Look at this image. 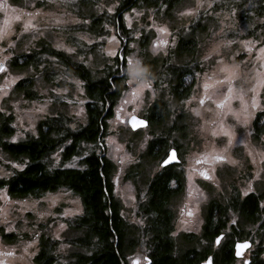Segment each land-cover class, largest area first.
I'll return each mask as SVG.
<instances>
[{
	"label": "rangeland",
	"instance_id": "obj_1",
	"mask_svg": "<svg viewBox=\"0 0 264 264\" xmlns=\"http://www.w3.org/2000/svg\"><path fill=\"white\" fill-rule=\"evenodd\" d=\"M86 1L87 3L83 0H0V34L6 32L4 38L0 39V63L6 68L5 72H0V109H3L0 113L3 116L12 117L9 127L13 129V134L6 140L17 142L33 134L36 135L40 121L49 115L62 113L70 116L72 127H78L87 121L85 105L87 97L83 81L73 74L64 62H60L56 55L46 52L44 48L65 52L74 60L83 62L97 77L106 72L104 68L107 65L115 64V58L121 51L123 40L117 33L115 25L105 21V31L100 35L87 30V25L93 14L103 15L115 12L121 0ZM209 4L212 6L211 0H204L203 7L188 14V9H196V0H185L182 6L172 10V15L166 17V7L157 14L153 7L139 1L138 5L124 13L125 25L132 30V39L128 43L129 50L125 58L139 59L144 67V48L141 42L144 36L148 41L146 52L152 57L168 56L176 47L179 37H185L191 32L190 26L193 19L200 12L210 8ZM109 8L112 11H108ZM208 12L212 16L206 24L208 29L197 32L202 39L199 42L200 51L198 52L201 69L197 72L196 84L189 98L179 102L175 100L170 93L169 77L165 72L157 77L159 81L147 75L146 79L150 87L141 88L135 98L132 96V88H135V85L130 88L124 80L123 90L115 104L114 113L108 119L107 135L103 138L104 152L115 165L112 179L115 196L122 205L121 213L133 227L143 228L145 219L138 212L144 198L140 199L138 187L141 186L142 191H146L143 188L146 177L161 169V161L166 155L161 160H158V157L156 160H151L148 156L144 159L142 157L153 135L169 129L170 142L177 144L171 147L179 148L178 156L181 159V165L177 169L184 179L182 192L174 196L169 203V207L174 212L172 236L180 251L187 248L184 243L185 234L201 236L207 207L212 199L218 198L217 189L226 185L227 180L228 184L235 186V192L240 191L242 195L248 192L264 193V161H261L259 157V153L264 152V134L256 137L253 125L258 113L264 110V84L257 83L256 76V72L259 71L256 67L259 64L258 56L262 55L258 53L257 48L263 39L262 37L257 39L240 37L249 25L234 22L232 18L235 15L234 9L226 7ZM28 13L33 15L30 16ZM181 13L185 14L181 15ZM16 15L20 16V20L14 19ZM26 22H31L35 28L25 29ZM161 28L166 31L161 32L159 30ZM233 29L237 30L239 35H230ZM161 40L167 43H159ZM224 41H232V43L225 46ZM58 44L64 47H57ZM216 44L220 45V55L213 54L205 60L204 56ZM246 44L250 51L246 50ZM68 48L74 51L69 53L66 50ZM35 49L41 51L38 66L25 65L23 59L16 61L18 54L32 52ZM109 51H115L116 55L110 56ZM221 58L229 64L244 61L247 65V67L245 64L241 65L239 76L232 81V95L241 88L248 89L253 84L257 86L256 109L250 106L253 93L250 92L244 97L250 113L247 125L238 122L234 115L241 112L242 106L239 99H231L226 101L223 107H217L223 96L228 94L227 82L223 86H215L214 90L209 89L211 99L205 100L204 104L199 103L200 97L205 95L203 84L207 81V77L222 79L224 75L217 72L219 67L217 61ZM124 60L126 64V59ZM254 68L255 71H249ZM45 69L54 72L53 79H47L48 71L46 72ZM158 70L161 71L160 68ZM29 76L34 80L32 89L38 94L33 98L28 97L26 92L20 91L17 87L21 79ZM77 81L80 83L77 84ZM207 82L211 83V81ZM160 99L167 102L170 107V117L158 125H147L148 127L140 128V130L131 129L128 124L130 116L137 114L147 117L154 103ZM128 100H132V103H128ZM41 107L44 110L37 111ZM193 109H196V112ZM197 112L199 115L196 114ZM217 113H227V115L217 116ZM1 124L0 117V130ZM174 124L176 128L173 130L171 128ZM213 131L217 133L216 136L212 135ZM13 137L16 139L13 140ZM229 138L232 139V144L225 152ZM248 151L253 153L255 165L251 163L252 158L247 156ZM214 155H224L237 160L238 164L215 161L212 159ZM60 156L59 151L52 155V165L60 163ZM197 160L201 163L197 164ZM139 162L142 167L141 176L136 174L130 176V169L137 166ZM70 164H78V159L76 158ZM11 167L21 168L22 165L0 146V179L11 174ZM202 172L206 173V176L201 175ZM216 173L218 177L220 176L219 179H224L223 183L222 180L221 183L216 181ZM215 184L220 187L216 188ZM172 186H177L176 182L173 181ZM249 188L251 191H248ZM48 194L53 197L59 194L56 204L53 205L50 198L42 199ZM227 194L222 197L223 202L230 197ZM0 206H5L9 210V223L0 225V260L5 261V264H37L35 259L44 234L58 241L56 246L58 259L55 264H77L75 254L78 250L84 249L72 243L73 238L80 233L72 229L67 218L83 212L80 196L63 187L56 191L45 192L40 196L30 195L18 198L12 196L6 186H0ZM76 208H79V212L63 215L66 209ZM189 212L192 215H188ZM231 216L228 219L229 224L231 222L236 224L237 219L234 215L231 214ZM61 224L65 227L60 228ZM4 228H10L13 231H3ZM3 232L15 234L16 239L7 240L3 237ZM33 240H35L34 244H32ZM26 244L31 245L28 249L29 253H32L31 256L24 253ZM201 245L200 241L197 246L201 247ZM6 251H12L14 255L5 256L3 253ZM126 257L127 264H133L134 260L139 261V264H147L148 259H144L148 257L147 248L138 245L129 251ZM233 264H243V262L234 261Z\"/></svg>",
	"mask_w": 264,
	"mask_h": 264
},
{
	"label": "trees",
	"instance_id": "obj_2",
	"mask_svg": "<svg viewBox=\"0 0 264 264\" xmlns=\"http://www.w3.org/2000/svg\"><path fill=\"white\" fill-rule=\"evenodd\" d=\"M83 1L87 3L86 0ZM139 1L153 7L157 14L166 7V17L172 15V10L185 2V0H121L115 12L93 14L87 30L100 35L104 33L107 21L115 25L117 33L123 39L115 64L107 65L102 76H95L83 62L74 60L63 51L44 47L46 52L56 55L60 62H64L68 69L83 81L88 116L84 124L72 127L70 116L62 113L49 115L40 121L36 135L12 142L6 140L13 134V129L9 127L12 117L0 113L2 118L0 146L22 165L21 168L11 167V174L0 179V186H6L10 194L18 198L40 196L63 187L81 197L83 212L67 218L72 229L80 233L73 238L72 243L84 249L78 250L75 254L77 264H127V253L138 245L147 248V264H200L211 252L215 236L226 225L228 219L226 205L223 206L212 199L205 215L204 233L199 237L195 234H185L184 243L187 248L180 251L172 236L174 212L169 203L174 196L182 192L184 179L178 169L171 165L161 167L155 174L146 177L143 185L145 192L141 186L138 187L140 199L144 198L138 212L145 219L143 228L133 227L121 213L122 205L115 196L112 179L115 165L104 152L103 138L107 135L108 119L113 115L115 104L123 90L125 73L121 69L126 67L124 59L129 50L128 43L132 39V30L125 25L124 13L138 5ZM211 2L210 8L200 12L193 19L191 32L185 37H179L176 47L168 56L152 57L146 52L148 46L146 37L141 40L147 75L158 80L157 77L161 73L168 74L169 90L177 102L189 98L194 90L196 75L201 69L198 52L202 39L197 32L208 29L206 24L212 18L209 10L226 7L234 9L235 15L232 16L234 22L249 25L240 37L256 39L262 37L264 41V0H211ZM237 32L233 29L230 35L237 36L239 35ZM40 53L41 51L37 49L28 53L23 52L17 55L16 61L23 59L25 65L32 64L36 67L41 60ZM45 70L48 71L47 79H53L54 72ZM33 84L34 80L29 76L21 79L17 87L20 91L26 92L28 97L33 98L38 95L32 89ZM170 115L171 109L167 102L157 100L147 114L148 126L158 125ZM253 125L256 137L264 134V110L258 113ZM175 128L176 124L171 129ZM171 146L177 144L170 142V131L164 129L162 133L154 134L150 139L142 159L148 156L151 160H156L157 157L161 160ZM58 151L61 155L60 163L52 165V155ZM76 158L78 164L71 165ZM141 168L139 162L130 169L129 175L141 176ZM173 181L177 186H172ZM263 199L264 193L251 194L244 199L235 193L229 202L231 210L239 211L237 215L241 224H253L252 227H257L254 231L260 244L254 264H264L260 257L263 251L261 242L264 239V207H259ZM2 235L9 241L16 239L13 233L3 232ZM205 239L209 242L208 246H203L204 244L201 247L197 246ZM57 243L56 239L44 234L36 255V263L55 264L58 259ZM222 258L226 261L233 259L230 247H225L220 259ZM218 264L224 263L218 259Z\"/></svg>",
	"mask_w": 264,
	"mask_h": 264
},
{
	"label": "snow or ice",
	"instance_id": "obj_3",
	"mask_svg": "<svg viewBox=\"0 0 264 264\" xmlns=\"http://www.w3.org/2000/svg\"><path fill=\"white\" fill-rule=\"evenodd\" d=\"M204 6V0H196V9H188L187 13L188 14H192L193 11H198L199 8ZM209 7H211V4L208 5ZM108 11H112L111 8L108 9ZM185 13H181V15H184ZM28 15H33L32 13H28ZM14 19L16 20H20V16L16 15L14 17ZM8 21H5V24L7 25ZM32 27L35 28V25L32 24L31 22H26L25 23V29ZM161 32L166 31V29H159ZM4 35H6V32H4V34H0V39L4 38ZM159 43L161 44H165L167 43V41H163L161 40ZM225 46L230 45L232 43V41H224L223 42ZM57 47H64L62 44H58ZM246 50H251L249 48V46L246 44L245 45ZM69 53L73 52L74 50L72 48H68L66 49ZM220 45L216 44L214 47L211 48V50L208 52L207 55L204 56V59L207 60L209 59L210 56H212L213 54L219 56L220 55ZM153 51L155 52V48L153 49ZM258 53L262 54L258 56L259 59V64L258 69L259 71L256 72V76H257V83L260 84H264V41H261L259 43V46L257 48ZM110 56L111 55H116L115 51H109L108 53ZM126 59V67H122V71L125 73V83L132 88L133 85H135V88H132V96L133 98H135L138 94H139V90L143 87H150V85L147 82L146 76H147V69L145 67L142 66V63L139 59H135L134 57H129V58H125ZM217 64L219 65L217 72L220 74H224L222 79L218 78V79H213L212 76L207 77V81H211V83L209 82H205L203 84V88L205 89V95L201 96L199 99V103L200 104H204L205 100H210L211 99V94L208 92L209 89H215V86H223L225 84V82H227V88H228V94L223 96V99H221L219 101V103L217 104V107H223L225 105L226 101H230L231 99H239L241 102V112L239 114H235L236 115V119L238 122H242L243 124L247 125L248 124V119L250 116V113L248 111V104L245 102L244 97L248 94V93H253V95L251 96V108L252 109H256L257 108V103H256V84H253L250 88L248 89H243L241 88L240 90H237L235 95H232L233 93V84L232 81L235 80L240 73V69H241V65L245 64L244 61H240L239 63L233 62L231 64L226 63L223 58H221L220 60L217 61ZM245 67H247V65L245 64ZM6 68L0 64V72H5ZM249 71H255L254 69H249ZM214 75H216L214 73ZM14 83V81H13ZM80 82L77 81V84H79ZM55 91H59V90H55ZM66 91V90H65ZM128 103H132V100H128ZM213 103H215V101H213ZM43 107L38 108L37 111H43ZM0 111H3V109H0ZM194 112H196V109H193ZM208 111H211L210 109H208ZM229 111H231V109H229ZM197 115H199V112L196 113ZM217 116H221V115H227V113H217ZM241 116L243 117V119L241 120ZM210 122H214V121H210ZM130 123L132 124V127L135 129L138 126H143L146 125V121L143 119H139L137 116L133 115L131 116L130 119ZM213 136H216L217 133L215 131L212 132ZM16 138L13 137V140H15ZM239 142V141H238ZM232 144V139L229 138L228 140V145L225 146L224 151L226 152L228 150V146H230ZM166 155V159L163 160V164L164 165H168L170 161H175L177 159V155H176V150L175 149H171L170 151L165 153ZM247 156L252 158L251 159V163L253 165L256 164V160L253 157V153L251 151L247 152ZM259 157L261 161H264V152L259 153ZM207 159V158H205ZM213 160L218 161V162H227L230 163L232 165H236L238 164L237 160H232L224 155H214L212 157ZM197 164L201 163L200 160L196 161ZM17 167H19V165H16ZM195 170V169H193ZM201 175H205L206 173H201ZM248 191H251V188L248 189ZM59 197V194L55 197L51 196V194H48L47 197H42V199H46V198H50L51 199V203L54 205L57 202V199ZM4 199L6 200L7 197L5 196ZM23 203V202H20ZM35 203V202H33ZM74 203H78L76 201H74ZM76 212H79V208H76L74 210H65V212L63 213V215H72ZM8 215H9V210L7 207L5 206H0V225H7L9 223L8 221ZM188 215H192L191 212L188 213ZM65 225L61 224L60 228H64ZM3 231H13L10 228H4L2 229ZM223 236V234H222ZM222 236H218L216 238V243H220ZM35 243V240L32 241V244ZM31 247L30 244H26L24 246V253L28 254L29 256L32 255V253H29L28 249ZM63 247V246H62ZM235 247L237 249L236 255L239 256L241 255V252L239 251L240 249H244L249 247V243L247 241L244 242H237L235 244ZM5 256H13L14 253L12 251H6L3 253ZM145 260H147V257H144ZM0 264H5V261L0 260ZM133 264H139V261H133ZM203 264H212V258L209 257L208 259H206ZM244 264H248L247 261L244 262Z\"/></svg>",
	"mask_w": 264,
	"mask_h": 264
},
{
	"label": "flooded vegetation",
	"instance_id": "obj_4",
	"mask_svg": "<svg viewBox=\"0 0 264 264\" xmlns=\"http://www.w3.org/2000/svg\"><path fill=\"white\" fill-rule=\"evenodd\" d=\"M172 148L173 147L169 148V150H171ZM174 148L177 150V153L179 155V148H176V147H174ZM180 163H181V159L178 162H175V163H172V164H169L166 166L171 165V166H175L176 168H178L181 165ZM166 166H162V167H166ZM219 177L216 173V179H217L216 181H220V183H221V180H222V183H223L224 179H221V178L219 179ZM247 177H249V175H247ZM215 185H216V188L220 187L217 184H215ZM234 187L235 186H233V184H228V180H227L226 185H223L222 188L217 189V197L218 198H215L214 200L223 206L226 205V208H227L226 216H227V218L228 219L231 218L232 217L231 214H232V215H234V218L237 219V223L235 224V223L231 222L229 224V220L227 219L226 225L223 228H221V231L215 236V239L213 240V242L211 244V246H213V247H211V252L207 254L205 259L201 260L200 264H203V262L206 259H208L209 257L212 258V264H218V259L222 260V262L224 264H233L234 261H241V263L243 262V264L245 261H247L248 264H254V258H255L256 253H257L258 245L260 244V240L257 238V234L254 231L255 227H252L251 224H249V225L241 224L239 222V216L237 215L239 211L237 212L235 210L234 211L231 210L232 206L229 205V202L231 201V199L233 198L235 193L240 195L241 199H244L245 197H247L248 195H251V194L261 195V193L260 192H248L246 195H242L240 191L235 192ZM226 194L229 195L230 197H228L227 200L224 199V202H223L222 197H224ZM263 200H261V202H260V206H259L260 208L264 207ZM205 223L202 227V234L204 233ZM222 234H223V236H222ZM218 236H222V239H221L219 244L216 243V238ZM244 241H250L251 244L249 247H247L246 249H244L242 251L241 255L237 256L235 244L237 242H244ZM263 242H264V239L261 242L263 251L260 254V257L263 259V262H264ZM208 243L209 242L206 239L201 242L202 245L204 244L203 246H208ZM213 243H214V245H213ZM226 246L230 247L233 251V259H231L230 261H226L225 258L220 259ZM250 252H251V255H250Z\"/></svg>",
	"mask_w": 264,
	"mask_h": 264
},
{
	"label": "water",
	"instance_id": "obj_5",
	"mask_svg": "<svg viewBox=\"0 0 264 264\" xmlns=\"http://www.w3.org/2000/svg\"><path fill=\"white\" fill-rule=\"evenodd\" d=\"M0 64H2V63H0ZM3 65V64H2ZM135 116H137L139 119H143V120H145L147 123H146V125H143V126H138V127H136L135 129L132 127V124L130 123V119H131V116H130V118H129V120H128V124H129V126L131 127V129H133V130H138V129H140V128H143V127H146L148 124H149V120L146 118V117H141V116H139V115H137V114H134ZM133 116V115H132ZM172 149H175V148H172ZM176 150V149H175ZM170 151V150H169ZM176 155H177V159L175 160V161H170L169 162V164H172V163H175V162H178V161H180V158H179V156H178V153H177V150H176ZM167 157H165L164 159H166ZM163 159V160H164ZM168 164V165H169ZM161 166H166V165H164L163 164V161H161ZM248 243H249V246H250V241H247ZM244 249H246V248H244ZM244 249H240L239 251L242 253V251L244 250ZM236 252H237V249H236Z\"/></svg>",
	"mask_w": 264,
	"mask_h": 264
}]
</instances>
